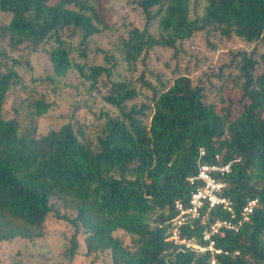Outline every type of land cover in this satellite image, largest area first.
<instances>
[{
    "label": "trees",
    "instance_id": "obj_1",
    "mask_svg": "<svg viewBox=\"0 0 264 264\" xmlns=\"http://www.w3.org/2000/svg\"><path fill=\"white\" fill-rule=\"evenodd\" d=\"M108 3L110 0H107ZM145 18L142 31L132 29L121 43L124 59L136 62L155 47L178 49L196 33L236 36L252 45L264 41V0H205L202 16L192 18V0H136ZM77 5L78 9L71 5ZM0 13H11L2 27L13 45L29 43L49 49L55 76L76 70L89 83L88 94L99 93L117 111L103 113L104 122L93 132L70 118L58 129L37 133L38 119L52 108L39 99L31 104L30 126L8 118L4 106L10 91L22 86L14 67L0 72V242L43 237L51 215L75 229L64 255L73 260L85 235L87 253L110 251L113 264H210L211 254H196L166 241V228L177 212V201L187 205L195 187L187 178L202 162L240 158L225 177L224 195L240 214L249 199H258L251 221L238 232L218 237L217 247L228 254L219 264H264V54H233L235 72L224 77L219 103L208 102L206 87L178 75L170 86L153 88L151 101L129 103L140 97L131 80H115L118 63L105 53L108 65L88 62L87 44L109 28L96 9L84 0H0ZM157 25V35L150 30ZM70 35L81 34L80 61L73 59ZM231 82L240 98L224 97ZM226 83V84H225ZM105 89L106 92H103ZM235 103L241 110L235 112ZM57 205L75 212L61 215ZM210 220L229 219L216 207ZM200 221L184 234L200 237ZM131 237L132 248L116 235ZM14 264H24L16 261Z\"/></svg>",
    "mask_w": 264,
    "mask_h": 264
},
{
    "label": "rangeland",
    "instance_id": "obj_2",
    "mask_svg": "<svg viewBox=\"0 0 264 264\" xmlns=\"http://www.w3.org/2000/svg\"><path fill=\"white\" fill-rule=\"evenodd\" d=\"M84 1L96 9L102 22L109 28L102 35L88 40V62L110 66L105 60L104 52L114 57L119 65L114 70L113 79L131 80L140 92V97L129 103V106L151 101L153 88L146 86L145 82H150L158 89L162 84L170 86L180 74L190 76L194 85H205L207 101L219 103L223 81L217 76L224 74L227 77L235 72L233 54L247 52L257 59H261L264 54V41L249 45L236 36L224 38L217 32L209 35L203 31L196 33L178 49L155 47L149 53L148 59L142 54L136 62L129 63L124 59L121 43L128 39L132 29L142 31L145 27L144 15L136 0H110L109 3L107 0ZM204 5L205 0H192V18L202 16ZM71 7L78 9L75 4ZM11 18V13H0V72L14 67L22 75L23 84L13 88L7 96L4 106L6 117H17L22 128L28 127L31 123L29 113L33 111L31 104L44 99L53 106L44 117L38 119L37 133L46 134L51 129L60 128L70 118L85 123L88 131L93 132L104 122L103 113L117 114L115 109L102 100L101 94H88L89 83L82 81L76 70H71L64 78L55 76L48 53L55 43L51 42L36 49L29 43L13 45L11 39L2 33V27ZM150 30L157 35L155 23ZM67 37L70 45L76 48L73 59L81 62V34L72 36L67 32ZM227 84L229 86L223 96L237 101L240 92L232 88L230 81ZM103 92H106L105 89ZM234 108L235 112H239L241 105L235 103ZM57 208L61 215L75 217L74 211L62 205H57ZM74 232L75 229L69 222L51 215L43 237L33 243L22 239L0 242V264H14L18 260L24 264H113L110 251L87 253L85 235L79 237L81 246L78 255L69 260L64 253ZM116 235L127 247L132 248L129 235L123 231Z\"/></svg>",
    "mask_w": 264,
    "mask_h": 264
},
{
    "label": "built area",
    "instance_id": "obj_3",
    "mask_svg": "<svg viewBox=\"0 0 264 264\" xmlns=\"http://www.w3.org/2000/svg\"><path fill=\"white\" fill-rule=\"evenodd\" d=\"M207 150L200 148L197 174L187 178L188 183L195 187L187 205L180 201L175 203L177 215L170 220L166 228V241L190 250L196 254H211L210 264H219L217 256L228 254L217 247L216 239L227 232H238L251 221L255 209L259 206L258 199H249L240 214L235 210L234 203L224 195L228 182L225 177L233 171L240 158L223 162L220 155L214 162H202ZM220 207L228 211L229 219L210 220L212 209ZM196 221L203 226L200 237L189 238L184 234L186 227L193 229Z\"/></svg>",
    "mask_w": 264,
    "mask_h": 264
}]
</instances>
